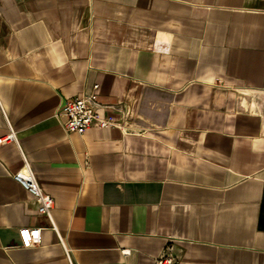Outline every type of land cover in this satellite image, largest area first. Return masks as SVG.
<instances>
[{
  "label": "crops",
  "instance_id": "crops-1",
  "mask_svg": "<svg viewBox=\"0 0 264 264\" xmlns=\"http://www.w3.org/2000/svg\"><path fill=\"white\" fill-rule=\"evenodd\" d=\"M95 85L117 125L66 132ZM163 254L264 264V0H0V264Z\"/></svg>",
  "mask_w": 264,
  "mask_h": 264
},
{
  "label": "built area",
  "instance_id": "built-area-1",
  "mask_svg": "<svg viewBox=\"0 0 264 264\" xmlns=\"http://www.w3.org/2000/svg\"><path fill=\"white\" fill-rule=\"evenodd\" d=\"M97 89L98 86L95 85L90 93L64 102L56 112L55 116L63 120L66 132L82 134L92 126L108 128L117 125V121L113 116H103L98 111ZM3 139L4 141H15L16 137L14 132L10 130L9 134ZM13 178L37 200L38 212L50 217L54 205L53 199L42 192L31 172H29L28 178L18 174L14 175ZM19 234L23 246L28 247L31 244L40 242V229H21ZM156 264H174V260L169 254H163L158 258Z\"/></svg>",
  "mask_w": 264,
  "mask_h": 264
}]
</instances>
